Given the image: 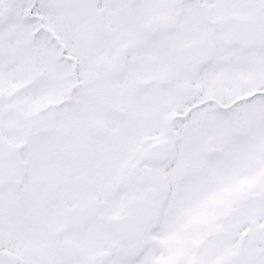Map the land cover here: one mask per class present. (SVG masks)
<instances>
[{"label":"snow or ice","instance_id":"1","mask_svg":"<svg viewBox=\"0 0 264 264\" xmlns=\"http://www.w3.org/2000/svg\"><path fill=\"white\" fill-rule=\"evenodd\" d=\"M0 264H264V0H0Z\"/></svg>","mask_w":264,"mask_h":264}]
</instances>
